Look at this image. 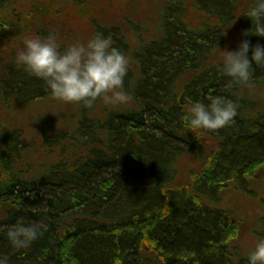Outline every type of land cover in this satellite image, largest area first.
<instances>
[{
  "label": "trees",
  "instance_id": "16d2710c",
  "mask_svg": "<svg viewBox=\"0 0 264 264\" xmlns=\"http://www.w3.org/2000/svg\"><path fill=\"white\" fill-rule=\"evenodd\" d=\"M60 2L80 6L85 0ZM249 2L161 0L146 42L133 21L126 30L95 28L93 34L111 35L132 58L126 87L134 100L102 118L94 114L102 101L91 109L77 104L78 135H46L54 141L43 144L59 150V160L29 181L11 166L18 139L0 140V255L10 264H247V254L232 244L237 222L221 206V194L236 186L247 191L249 179L264 169V107L245 93L264 85V67L253 64L252 87L230 86L218 69L216 45L228 33L234 41L229 48H237L251 27L242 15ZM25 3L0 0V53L22 34L49 33L42 25L53 23L57 12L48 2ZM248 38L264 44L262 37ZM4 73L2 94L21 102L19 93H32L31 100L52 97L15 60ZM213 96L237 103L234 122L194 133L184 127L187 105ZM185 157L199 166L188 170L182 185L178 163ZM5 160L9 165L2 168ZM20 216L43 220L47 229L30 248L17 250L6 229Z\"/></svg>",
  "mask_w": 264,
  "mask_h": 264
},
{
  "label": "clouds",
  "instance_id": "9594fccd",
  "mask_svg": "<svg viewBox=\"0 0 264 264\" xmlns=\"http://www.w3.org/2000/svg\"><path fill=\"white\" fill-rule=\"evenodd\" d=\"M243 16L251 27L242 32L237 48L218 50V69L229 78L230 86L252 87L255 68L264 67V44L252 43L248 37L264 38V0H250ZM251 52V55H249ZM15 63L30 75L41 79L49 94L66 103L93 108L98 101L105 106H127L134 100L126 87L132 58L115 46L111 35L96 32L87 39H76L63 46L57 33L25 34L16 48ZM237 103L226 96L208 97V102L191 101L180 117L184 127L195 130H218L234 122ZM43 221H30L20 216L7 226L6 238L17 250L28 249L46 231ZM0 264H10L0 255ZM247 264H264V236L257 237L247 253Z\"/></svg>",
  "mask_w": 264,
  "mask_h": 264
},
{
  "label": "rangeland",
  "instance_id": "374dc122",
  "mask_svg": "<svg viewBox=\"0 0 264 264\" xmlns=\"http://www.w3.org/2000/svg\"><path fill=\"white\" fill-rule=\"evenodd\" d=\"M25 2V4L38 6L48 2L51 5L57 15L51 19L54 21L53 23L44 19L45 24L42 26L49 32L57 33L62 45L67 46L76 39L89 38L98 26L104 28L109 25H121L122 30H126L125 23L128 21L138 23L135 32H138L139 40L146 36L144 38L146 42L154 35L153 26L158 20L161 0H85V3L80 6L62 4L60 0H25ZM17 14L14 12L15 17ZM234 24L232 28L236 32ZM30 34L35 33L30 32ZM124 35L128 42H130V38L133 39L132 34L128 32ZM23 36L24 34L20 39L17 38L10 43L6 47L7 50L0 53L2 60L0 80L3 79L1 76L7 75L4 73L5 65L8 66L14 61L15 50L21 44ZM226 37V40L221 43V49L229 48L228 41L234 43L228 33ZM216 52L218 53L217 49ZM255 77L257 76H254L253 81H256ZM125 84H128L127 79ZM4 91L14 90L5 89ZM245 93L259 106L264 107V85H258L254 90H246ZM19 95L22 102L0 92V140L6 143L12 140L11 137L18 139L16 159H12L11 166L14 167L17 178L29 181L38 177L45 167L53 165L59 160V150L43 144H50L54 141L53 137L46 135L61 133L78 135L76 127L79 106L76 103H66L49 96L31 100L32 93L23 95L19 93ZM117 108L120 107H104L100 102L94 114L102 118L109 109ZM211 145L212 142H205L206 147ZM0 150L2 149L0 148ZM8 165L9 162L5 160L2 168H7ZM198 166L190 158L185 157L180 160L178 163L179 183L184 185L188 178V170L198 168ZM248 182L250 185L247 191L236 186L221 194V206L229 210L233 220L237 222V230L233 234L232 244L239 246L241 252L246 254L254 246L256 238L264 236V169L257 170Z\"/></svg>",
  "mask_w": 264,
  "mask_h": 264
}]
</instances>
